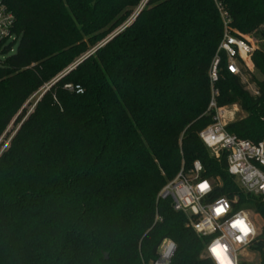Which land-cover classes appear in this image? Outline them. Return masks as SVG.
Returning a JSON list of instances; mask_svg holds the SVG:
<instances>
[{
  "label": "trees",
  "instance_id": "16d2710c",
  "mask_svg": "<svg viewBox=\"0 0 264 264\" xmlns=\"http://www.w3.org/2000/svg\"><path fill=\"white\" fill-rule=\"evenodd\" d=\"M2 1L16 15L20 39L0 59V136L50 87L0 155V264H150L166 239L176 244L167 264H213L201 257L209 237L171 198H159L196 160L214 180L212 198L260 217L250 247L264 264V201L241 189L227 153L214 157L199 135L214 116L209 70L224 35L217 2ZM218 2L236 31L264 25V0ZM142 4L131 24L99 46ZM252 59L259 94L227 70L225 54L216 86L219 106L238 104L246 113L227 130L258 142L264 48L255 47Z\"/></svg>",
  "mask_w": 264,
  "mask_h": 264
},
{
  "label": "built area",
  "instance_id": "2783aa9c",
  "mask_svg": "<svg viewBox=\"0 0 264 264\" xmlns=\"http://www.w3.org/2000/svg\"><path fill=\"white\" fill-rule=\"evenodd\" d=\"M215 1L224 24V35L209 70L211 98L207 111L214 112L213 122L199 135L214 157L227 153L228 172L235 177L241 189L264 201V140L254 142L227 130L224 107L218 104L220 91L216 86L222 54L227 57V70L249 84L248 76L255 71L252 59L255 44L248 35L232 28L228 12L218 0ZM15 26L16 15L0 0V54L3 58L6 48L12 45L10 52H14L19 42ZM254 93L259 94V91L255 89ZM203 172L204 167L199 160L188 169L183 165L176 177L162 188L159 198H171L174 210L188 215L195 232L201 237H209L202 258L210 259L213 264H241L239 256L257 238L258 228L250 210L235 209L227 197L212 198L214 180L203 177ZM201 185L207 187L202 190ZM237 201L238 197H235L234 202ZM175 249L174 241L164 240L159 248V258L150 264H167Z\"/></svg>",
  "mask_w": 264,
  "mask_h": 264
},
{
  "label": "rangeland",
  "instance_id": "374dc122",
  "mask_svg": "<svg viewBox=\"0 0 264 264\" xmlns=\"http://www.w3.org/2000/svg\"><path fill=\"white\" fill-rule=\"evenodd\" d=\"M143 6L144 5L142 4L140 6V8H138L136 10V12L132 15V17L129 18V20L126 22L125 25H123L118 30H116V32H113L112 34H110L106 39H104L99 44V46L100 45L102 46L106 41H108L113 36V34H115L117 32H121L122 30H124V28L126 26H128L130 24V22L133 20V18L135 17V15L139 11V9H141ZM263 33H264V25L261 26L260 31H258L257 33L254 31L251 34H246V35H248V37L250 39H252L256 48H259V47L264 48V34ZM0 59L1 60L4 59L2 54H0ZM63 73H61L59 76H61ZM254 77L262 78L261 74L257 70H255L254 73H252L251 75L248 76V83L249 84H247L246 89L252 94H255L254 90L257 88L256 84L252 81V78H254ZM49 87H50V84H47L44 87H42L38 92H36L25 103V105L22 107V109L19 111V113L12 120L11 124L1 134V136H0V155L9 146L11 140L13 139V137H14L15 133L17 132V130L19 129V127L21 126L22 122L29 116V114L31 112H33V110L35 109V106L37 104V101L40 99V97L43 95V93ZM223 107H224V111H223L224 120L226 121L227 125L230 124L231 122H234L238 118H241V117L246 115V113L241 110V107L238 104H227V105H224ZM250 215H251L252 219L254 220V222L258 228V236L257 237H259L261 234L262 221H261L260 217L257 214H255L253 211H250ZM260 258H261L260 253L258 251H256L255 249H253L252 247H250L245 252H242L239 256V260L241 262H244L245 264H260Z\"/></svg>",
  "mask_w": 264,
  "mask_h": 264
},
{
  "label": "water",
  "instance_id": "95a60500",
  "mask_svg": "<svg viewBox=\"0 0 264 264\" xmlns=\"http://www.w3.org/2000/svg\"><path fill=\"white\" fill-rule=\"evenodd\" d=\"M147 1L148 0H146V3H147ZM143 8V7H142ZM142 8L141 9H139V11L137 12V14H136V16L133 18V20L130 22V24L134 21V19L137 17V15L140 13V11L142 10ZM116 34H113V36L110 38V39H112L114 36H115ZM80 61H82V60H80ZM80 61L79 62H77L76 64H74V65H72L70 68H68L61 76H59L57 79H60V78H62L64 75H66L68 72H70L72 69H74L77 65H78V63H80Z\"/></svg>",
  "mask_w": 264,
  "mask_h": 264
},
{
  "label": "snow or ice",
  "instance_id": "6c2138e0",
  "mask_svg": "<svg viewBox=\"0 0 264 264\" xmlns=\"http://www.w3.org/2000/svg\"><path fill=\"white\" fill-rule=\"evenodd\" d=\"M200 187L203 190L205 187H207V185H201ZM217 211H219V210H217ZM248 231H250V230H248ZM237 239H239V237H237ZM213 251H215V250H213Z\"/></svg>",
  "mask_w": 264,
  "mask_h": 264
},
{
  "label": "crops",
  "instance_id": "0c3cea01",
  "mask_svg": "<svg viewBox=\"0 0 264 264\" xmlns=\"http://www.w3.org/2000/svg\"><path fill=\"white\" fill-rule=\"evenodd\" d=\"M257 89V88H256Z\"/></svg>",
  "mask_w": 264,
  "mask_h": 264
}]
</instances>
